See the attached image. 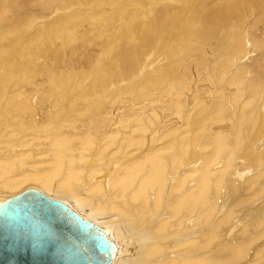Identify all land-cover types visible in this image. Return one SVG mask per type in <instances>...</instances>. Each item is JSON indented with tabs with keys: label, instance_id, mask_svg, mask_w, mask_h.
<instances>
[{
	"label": "bare ground",
	"instance_id": "obj_1",
	"mask_svg": "<svg viewBox=\"0 0 264 264\" xmlns=\"http://www.w3.org/2000/svg\"><path fill=\"white\" fill-rule=\"evenodd\" d=\"M12 1L10 0L9 3L12 4ZM43 1V5L39 6L38 9L43 11V13L45 12L44 14L46 15L48 14L46 11L51 6L47 5L51 3V0ZM113 1L110 0V3H113ZM130 1L132 3L131 5L129 4L130 7L129 5L127 7L131 8L132 14L134 12L135 14L127 25L122 20L117 19L116 15V19L122 22L119 23L118 21V23L124 25L123 27L119 25L116 30L112 28L113 31H108L107 36L103 29V35L105 36L99 31V34L103 36L104 43L102 45L107 44L106 42L111 41L113 38L115 47L117 45L122 46H119V50L110 52L114 56L113 59L118 58L121 61L122 70L124 68L125 71H133V68L137 67L140 61L139 58L144 61L149 60L150 53L147 56L144 54L152 47L155 49L157 37L166 35L168 32V21L171 18L176 22L181 18L184 21L185 29H182L184 34H186V38L184 36L179 37L176 40V44L173 43V45H176V51L181 50V52L186 47L184 50L188 51V56L184 58L180 56L181 58L178 57L166 62L164 65L168 68H165L168 71H165L166 73L164 72V74L158 70V75L161 77L158 78L164 83L158 87L164 88L160 92L150 87L149 90L146 88L149 92L147 94L143 92V95L139 98L133 100L125 99L126 101L123 99L125 106L122 102V109L126 111H121L122 113L126 112V114L121 117L122 113L119 111L120 115L114 129H108V124L114 115V110L111 108L114 106L108 107L109 109L105 108L104 111L100 112V107L104 109L105 105L103 107L99 106V113L94 118L84 120L85 122L82 123L79 132L70 134L60 132V134L53 137L51 135L50 137H39L38 135L36 138L41 140L39 142L42 145L45 146L47 141L45 150L42 153L44 159L48 158L46 162L42 161V163L28 165V158L32 152H26L27 150L23 148L18 150L13 143H1L0 209L3 206H6L4 210L12 209L13 207L10 206L9 200L27 190H36L50 199L59 200L78 214L82 220L93 222L88 219L91 218L103 227L102 229L93 222L102 230L109 242L110 264H239L247 257L249 247L253 242L245 241V235L253 234L255 230L264 228V208L259 216L245 214L249 209L254 208L257 202H263L264 206V171L260 169L262 172L256 173L261 167L262 160H264V135H260L259 125L261 123L259 122L258 113V101H261V97L264 98V0ZM108 2L107 0L106 3ZM23 3H27L25 5L28 6V9L38 7L40 4L37 3L35 6L34 0H24ZM19 6L22 7L21 4ZM20 7H17L14 3L12 4L10 16L12 20L21 19L24 16L18 10ZM40 10H37V15L39 13L42 14ZM50 10L52 11V9ZM123 11L125 12L126 10L124 9ZM92 12L93 15L95 11ZM105 12H107L106 9ZM142 12H145V14L142 15ZM130 14L129 17H131ZM251 14L254 19L249 23ZM119 17H122L121 14ZM126 18L124 20L128 19ZM107 22L102 26L104 29H109L106 27L110 26H117L115 23L112 25ZM52 24L50 23V26ZM94 24L97 25V23ZM94 24L93 27L95 26ZM41 25L43 26V23ZM98 25L101 26L103 24ZM88 27L90 26L88 25ZM84 28L86 29L85 26ZM123 31L124 34H122ZM66 37L69 38L68 35ZM188 37L191 39L190 41L187 39ZM68 38H66L65 42H67ZM91 39L88 38L89 41ZM52 40L50 41V49L54 47L51 46L54 41L55 43L57 42V40ZM163 40L161 39V42ZM165 40V42L163 41L164 43H169L166 38ZM119 41L121 44H118ZM65 42L63 41V43ZM164 43L159 44L161 46L158 47L153 59L156 58L157 60L160 54L163 53ZM124 44L125 46H123ZM55 47L51 52L49 50L50 55L54 58L58 55V48H61L58 46L56 51H54ZM222 51H224L223 55L221 54ZM47 58L44 57L42 59L47 60ZM106 61H108V57ZM141 63L143 64V62ZM113 64L114 62L112 63L111 61V72ZM142 64L140 66L143 68ZM160 69L164 70V68ZM113 70L116 72L117 67ZM122 70L120 72H123ZM120 72L115 74V76L119 75ZM43 73L46 74V72ZM123 74L122 76L129 77L127 76L129 73ZM130 75L132 76V73ZM99 76L101 78V75ZM4 77H7V75H4ZM109 77L106 75L104 80L108 79L110 81ZM0 79L3 80L1 77ZM114 79L113 83L116 82ZM95 80L97 81V79ZM100 80L103 79L101 78ZM214 80H217L220 86H213ZM262 80L263 83L261 82ZM3 81L2 84H7L3 83ZM105 81L103 83L101 81V85L108 82ZM225 82L226 85H224ZM240 82H245L244 87L239 86ZM90 83H93L92 80ZM95 83L99 86L98 81ZM108 83L105 85L110 86L111 84L108 85ZM97 85L95 84L93 87L99 88L100 86L98 87ZM107 86L104 87V90ZM152 86L154 85L152 84ZM231 88H234V93L232 94L231 92L232 96L230 97L228 90ZM139 89L140 91H138L141 92V88ZM242 90L243 92L246 91L243 98ZM190 91L192 93L195 91L193 100L195 99L203 106L206 105V109L209 108V113L207 114L211 116V123L206 132L201 129L202 126L197 127L190 121L188 113L185 116L182 113V103L184 101L181 103V97L191 93ZM45 92L48 91L45 90ZM95 92H97V89ZM247 95L249 96L247 97ZM92 96L93 93L90 97ZM106 96L109 97L108 94ZM88 99L86 98V100ZM189 99L187 98L188 101ZM207 99L210 100L211 104L213 103L212 108L208 105ZM33 103L28 98L21 105L12 104L14 109L10 108L8 118L2 112L3 116H0V138L11 131L12 126L19 129L25 122L24 118L34 123L36 122L34 116L38 111L45 113L43 111L45 106L43 102L39 106ZM110 103L111 106L114 104H112V100H110ZM186 106L188 107V105ZM26 108L28 110L27 114L21 117L20 112L23 113ZM81 111L83 112V109ZM116 111L118 112V110ZM166 112L171 113L174 117L176 116L181 120L180 123L184 125H182L183 131L179 135L180 140L175 144V147L179 144V153L170 158L169 155L175 141H169L163 147L159 146L153 150H148L151 147L148 145L150 141L146 140L147 121H144L145 118L148 120L151 115L153 117L156 115V117H161L162 119L164 116L162 117L161 114L166 115ZM231 120L237 122L236 132L233 131V128H230ZM246 120H250L253 123L252 125L258 134L255 135V129L252 127L253 147L249 154L243 153L244 150L241 152V155H246L248 158L246 166L252 167L250 169L246 168L248 170L238 171V165L244 160L239 152L241 148L245 149L250 143V141H242V138H245V134L241 125ZM152 121L149 123L154 125L155 122L153 121V124ZM182 132L184 133L183 135ZM99 134L106 135L107 140L104 143L106 147L104 149L101 148L103 150H100L97 157L95 158L94 156V159L97 162L103 161V168L101 167L102 163L100 166L98 163H91L92 161L88 160L89 153L94 148L93 145L95 146V141L98 140ZM147 139L150 140V137ZM162 139L164 138L162 137ZM151 140H153V137ZM27 141L24 142L27 143ZM34 141L36 140L34 139ZM111 145H115L113 146L115 150H112V152L110 147H108ZM196 146L198 151L193 152V148ZM33 147L36 150L39 148V146ZM260 149L261 151H259ZM97 151L99 150L96 149ZM117 155L123 156L121 162L114 160ZM128 155H131V157ZM177 169L182 172L178 176ZM102 175H105L104 178ZM233 175L237 176L235 178L238 179L237 182L239 184L243 181L241 191H246L247 193L245 194L246 196L237 195L238 198L235 201L232 200L234 203H229L230 205L228 206L224 202L227 198L224 188ZM236 190L237 187L234 188L235 192ZM48 194L55 195L57 198ZM224 197L226 198L223 200ZM59 198L69 201L80 212H84L83 210L86 208L89 209L88 218L79 214L71 205ZM114 220L119 222L121 220L125 230L129 233V238L132 239V246L137 250V256L135 255L136 257L131 260L124 257V254H127L132 249L127 239L114 223ZM151 227H154L153 231ZM136 228L138 230L139 228H144V230L136 231ZM260 235L264 236V230H262ZM256 238L257 236L255 235L254 239ZM176 240L177 243L175 242ZM172 243L174 246L169 248V244ZM257 262V264H264V259H260Z\"/></svg>",
	"mask_w": 264,
	"mask_h": 264
},
{
	"label": "rangeland",
	"instance_id": "obj_2",
	"mask_svg": "<svg viewBox=\"0 0 264 264\" xmlns=\"http://www.w3.org/2000/svg\"><path fill=\"white\" fill-rule=\"evenodd\" d=\"M18 1H19V3H18ZM20 1H21V3H20ZM23 1L22 0H15V1L11 2L12 4L13 3L16 4L17 7H20L19 5L21 4L22 7L18 8V10L24 14V16L21 19H17V20L13 19L12 20L10 17L11 13H12V10H11L12 4L9 3L10 0H0V77L3 80H5V81H3L0 79L1 80L0 90L3 89L0 92L1 93V95H0V97H1L0 98V116H3V114H4V116L6 118H8V111H10V108L12 110L14 109V106L12 104L16 103V104L21 105L22 102L28 98L30 101H33L36 104V106H39V104L41 102H43L45 105L44 108H46V109L43 108V111H45V113L43 114V113H40L39 111L37 112V108H36L37 113L34 116L36 119V122L31 123V122H29V120L24 118L25 122L23 123V125H21L19 127V129L22 127L20 130L18 128H16L15 126H12V128H11L12 130L9 131L4 137L0 138V144L1 143L3 144L4 142L10 143V144L13 143L14 146L16 148H18V150H20V148H23L24 150H27L26 152H29V153L32 152V153H30V156L28 158V163H29L28 165L42 163V161L43 162L48 161V158L44 159L42 157V153L45 150V146L47 145V141L45 142V146L42 145L39 142L41 140H37L38 138H36V137H38V135H39V137H45V136L50 137V135H51V137H53V136L60 134V132H63L64 134H70L72 132H79L81 127H82V123L85 122L84 120L94 118V116H96L99 113V111H98L99 106L103 107L105 105L106 106L103 107L104 109H101V107H100V112L104 111L105 108L107 109L108 107L114 106L113 108H115V109L111 108L112 110H114L113 111L114 115L112 116L113 118L110 121V123L108 124L109 130H111V128L114 129V127H116V121L118 120L119 115H120L119 111H121V110L126 111L125 109L124 110L122 109L123 105L121 103L123 102V99H124V101H126L128 99L133 100V99L139 98L141 95H143V92L145 94H147V92H149L148 90L150 89V87L155 88L156 91L160 92L164 88H161V87L158 88V87L164 83H162V81H160L159 78H161V77L158 75V72L161 71L162 74H164L165 71L166 72L168 71V70H166L168 68L165 67L164 64L166 62L173 60L175 58H178L180 56L183 58L188 56V51L184 50V49H186L185 46H184L185 48L183 49L184 51L182 50V52H181V50L176 51L175 49L177 47H176V45L175 46L173 45V43L176 44V42H177L176 40H178L179 37L184 36V38H186L185 37L186 34H184V30H183V29H185L184 21L181 18V19H178L179 20L178 22H176L175 20H173V18H171L168 21V32L166 33V35L164 37H163V35H161L160 37H157L156 38V47L154 46L155 49L152 47L150 50H148V52L146 54H144L145 56H147L148 53L152 54V56H150V54H149V57H150V58L148 57L149 60L144 61L143 59L141 60L139 58L140 61L138 63V59L136 60L138 65H137V67L133 68V71H125L124 68L122 70L121 61L118 58L113 59V57H114L113 54H110L111 51L119 50L120 45H117L115 47L114 46L115 43L113 42V38L111 41L106 42L107 44H105V45H102V44L104 43L103 42V36H105V35L107 36L108 31L109 32L113 31L112 28H114V30H116L119 25H122V24H119L121 21H119L117 19L122 20V22L124 24L126 23V25L128 22H130L132 20V17L135 14V12L132 14L131 8H129L131 3H132V1H130V0H114L113 3H110V0H108L109 4L106 3L107 0H83V1L82 0L81 1L80 0H59V1L58 0H54V1L51 0V3H49L47 6L51 5L50 9H52V11L49 9L48 11H46V13H48L46 15L44 14L45 12L43 13V11L38 9L39 6L43 5V3H44L43 0H34L35 6L37 3H40V4L38 5V7L36 6L37 8L33 7L32 9H28V6L25 5L27 3L24 4ZM89 2H92V3L89 4ZM17 3H18V5H17ZM107 4H108V6H107ZM128 5H129V7H127ZM105 9L107 12H105ZM124 9L126 10L125 11L126 13L123 11ZM37 10H40V12L42 14L39 13V15H37V13H38ZM88 11H89V13H88ZM92 11H95L93 15H92V13H93ZM90 12H91V14H90ZM99 12H100V14H99ZM248 12H250V11H248ZM120 14L122 17H119ZM129 14L131 17H129ZM144 14H145V12H142V15H144ZM41 15L43 16V18H41L42 17ZM95 15H96V17H95ZM182 15H184V14H182ZM36 16H38V17H36ZM115 16L117 17V19ZM251 16H250L251 18L249 17V19H250L249 23H251V20L253 21V19H254L252 14H251ZM91 17H93V18H91ZM125 17H127V18L129 17L128 19L126 18L128 21L124 20ZM105 20L108 21V22L106 21L107 23L110 22V24H112V25H114L113 23H115V25H117V26L106 27V28H109L110 30L104 29L102 26H104L106 24ZM118 21H119V23H118ZM49 22L51 24L53 22V24L50 26ZM42 23H43V26L41 25ZM82 23H84V24H82ZM94 23H97V25ZM44 24H45V26H44ZM93 24L95 25L94 27H93ZM98 24H103V25L100 26ZM88 25L90 27H88ZM72 26H73V28H72ZM80 26L81 27L83 26V27L81 28ZM84 26L86 27V29L84 28ZM123 26L124 25H122V27ZM45 29H46V31H45ZM102 29L104 30V33H106L105 35H103L104 33H103ZM59 30H61V31H59ZM75 31H76V33H74ZM99 31L102 32L101 34L103 36L101 34H99L100 33ZM169 31H170V33H169ZM93 34H94V36H93ZM122 34H124V31L122 32ZM67 35L69 36V38L66 37ZM117 35L120 37V35L118 33H117ZM117 35H114V36H117ZM53 37H55V38H53ZM52 38H53V40H57V42L55 43V41H54V44L51 46L55 47L58 45L61 47V48H58L59 49V50H57L58 55L55 58L52 57L49 53V50L51 52L52 49L54 48V47L52 49L49 48L50 43H51L50 41L52 40ZM56 38H58V39H56ZM64 38H65V40H64ZM66 38H68L67 42H65ZM72 38H74V39H72ZM88 38L89 39L94 38V39L93 40L91 39L92 41L91 40L89 41ZM165 38L167 39V41L169 43H164L166 41ZM161 39L162 40L164 39L165 41L163 40L164 42L163 41L161 42ZM187 39L189 41L191 40V39H189V37ZM46 40L48 41V43ZM63 41L65 43H63ZM86 41H87V43H86ZM81 43H83V44H81ZM119 43H120V41L118 42V44ZM163 43L165 45L164 48L162 47L163 53L162 54H160L161 52L159 53L160 57H158L157 60H156V58L153 59L154 55L156 54V52L158 50V47L161 46L159 44H163ZM190 45H192V44H190ZM90 46H92V47H90ZM123 46H125V44ZM57 47H55L54 51H56ZM120 47H122V46H120ZM46 48H47V50H46ZM167 51H169V52H167ZM46 52H48V53L46 54ZM175 52L176 53L179 52V53L176 54ZM219 52H220V50H219ZM223 53H224V51H222L221 54L223 55ZM39 55L42 58L48 57L47 58L48 61L46 59H42V58L40 59ZM107 57H108V61H106ZM104 59H106V60L104 61ZM111 61H112V63L114 62L113 69L117 67L116 72L112 69L113 73L111 72V69H110V66H111L110 62ZM141 62H143V64ZM105 63L107 64V66H105L106 65ZM141 64H142L143 68L140 66ZM161 64L163 67L161 66ZM39 66H40V68H39ZM48 66H50V67H48ZM120 66H121V68H120ZM160 68H164V70L162 71V69H160ZM47 70H49V71H47ZM72 70H73V72H72ZM121 70L123 72H120ZM43 72H46V74ZM118 72L121 73V78H120V73H119V75L115 76V74H117ZM84 73H86L87 75L86 74L84 75ZM123 73H125V74L129 73V74H127V76H129L130 78L126 77V76H122V75H124ZM130 73H132V76L130 75ZM4 75H7V77H4ZM10 75H11V77H10ZM99 75H101V78L103 80H100L101 78ZM106 75L110 76L109 77L110 81L108 79L106 80L109 83L104 80V79H106V78H104V77H106ZM84 76H86V77H84ZM113 76H115L116 79H114L115 77H113ZM117 77H118V79H117ZM79 78H82V79H79ZM93 79L94 80L97 79L100 87L97 85V83H95L97 81L96 80L94 81ZM113 79H114V81L116 80V82L113 83ZM78 80H80V81H78ZM91 80L93 83H90ZM118 80H119V82H117ZM2 81H3V83H7V84H2ZM101 81H102V83H103V81H105L106 83H108V85H110V84L111 85L107 86V85H105L106 84L105 82H104L105 84L101 85L102 84ZM142 81H144V82H142ZM261 82L263 83V80ZM92 84H94V85L96 84L99 88H96V86L93 87L94 85H92ZM152 84L154 86H152ZM244 84H245V82H240L239 86L244 87ZM87 85H89V86L87 87ZM91 85L94 88V90H93L94 92L97 89V92H95L96 94L92 91L93 88L91 87ZM212 85L218 87V86H220V83L217 80H214V83ZM224 85H226V82L224 83ZM106 86H107L108 90H107V88L104 90V87H106ZM213 86H211V88H213ZM4 87H5V89H4ZM88 88H91V89H88ZM100 88H102L101 91H99ZM139 88H141V92H139L140 91ZM146 88H148V90ZM144 89L147 91H145ZM45 90L48 92H45ZM63 92H65V93H63ZM102 92L104 94L107 93L109 97L106 96L107 94H105V96H104V94ZM190 92L191 93L185 94L181 97V103L184 101L182 103L183 104L182 113L184 116L187 115V113H188L190 116V121H192V123H194V125L197 127L202 126L201 129L204 132H206L207 128L209 129L210 123H211L210 122L211 116H210V114H207V113H209L208 112L209 108L206 109V105L203 106L202 104L197 102L195 99L193 100L195 91L193 93H192V91H190ZM228 92H229L228 95L231 97L232 94L234 93V88L229 89ZM231 92H232V94H230ZM92 93H93V96L90 97V95ZM244 93H246V91L243 92V90H242V98L245 97ZM58 94H60V95L58 96ZM88 96H89V99H88ZM188 96L193 101L190 100ZM248 96L249 95H247V97ZM57 97L59 98L58 101H57V99H58ZM101 97H102V99H101ZM212 97H213V95H212ZM86 98L88 100H86ZM187 98L189 99V101L187 100ZM114 99H116V100H114ZM90 100H92V101H90ZM95 100H96V102H95ZM110 100H112V104L114 103L112 106L110 105L111 104ZM59 101L61 102V105H60ZM4 103H5V106H4ZM94 103H97L98 105L94 104ZM207 103H209L208 105L210 106V108L213 107V103L211 104L210 100H208ZM120 104H121V106H120ZM123 104H124V102H123ZM10 105H11V107H10ZM186 105H188V107ZM124 106H125V104H124ZM55 107H58V108L55 109ZM81 109H83V112L81 111ZM116 110H118V112ZM27 111L28 110L26 108L23 113L20 112V116L23 117L24 115H26ZM49 111H50V113H49ZM122 111H121V113H122ZM2 112H3V114H2ZM258 113H259V122L261 123L259 125L260 135H264V98L263 97H261V101H258ZM125 114H126V112L122 113L121 117H124ZM115 116H116V118H115ZM154 116L155 117H153V115L149 116L148 120L146 118L144 119L145 122L147 121L146 122V127H147L146 140H148V142L150 141V143L148 145H149V147H151L148 150H153L154 148H157L159 146L163 147V146L167 145L169 143V141H175L174 146H173V148L170 152V155H169V158H170L173 155L179 153V149H178L179 144L176 147H175V144H177V142H179V140H180L179 135H181V131H183L182 129H183L184 125L182 123H180V121H181L180 119H178L176 116L174 117V115H171V113H167L166 115L161 114L162 117L164 116L162 119H161V117H156V115H154ZM152 119H154L153 121L155 122V124L153 123ZM149 120H151L154 125H151V123H149L151 121H149ZM8 121L10 122L9 119H8ZM111 122H112V124H111ZM252 124L253 123L250 120H246L241 125L242 131L244 132L245 138H246V139L242 138V141H246V142L250 141V143H249L248 147H246L245 149L241 148V150L239 152L240 156H242V159H244V160H243V162H241L238 165V171L239 170L240 171L248 170V169H250V167H252V166H246V160H248V158L246 157V155H241V152H243V150H244L243 153L249 154L251 151V148L253 147V143H252L253 140H252V135H251L252 127H253ZM25 125H28V126H25ZM111 126H113V127H111ZM131 126H133V125L131 124ZM26 128H28V129H26ZM230 128H233V131L236 132L237 122H235V120L234 121L231 120ZM148 129H149V131H148ZM22 130H23L24 135L22 133ZM24 131H26V132H24ZM28 132H31V133H28ZM176 132H177V134H176ZM183 134L184 133L182 132V135ZM256 134H258V132L255 129V135ZM173 135H175V136H173ZM100 136H102V137H100ZM151 136L153 137V140H151L152 139ZM149 137H150V140L147 139ZM162 137L164 139H162ZM176 138H178V139L176 140ZM34 139L36 141H34ZM105 140H107L106 135H103V134L100 135L99 134L98 140L95 141V146L93 145L94 148H92V150H91V152L93 151L94 153L93 152L89 153L88 160L92 161L91 163L95 162L101 166V163L103 161L97 162L94 159V156L96 158L97 154H99L101 148L104 149L106 147V145L104 144V143H106ZM155 140H157V141H155ZM24 141L25 142L27 141V143H25ZM29 141H31L33 143H30ZM22 142H24V143H22ZM22 145L23 146L25 145V146L23 147ZM33 146H39V148L37 147L38 149L36 150ZM41 146H43L44 148ZM113 146H115V145H113ZM113 146L112 145L108 146V147H110L111 152H112V150L113 151L115 150V148H113ZM29 147H30V149H28ZM33 149H35V150H33ZM96 149L99 150V151H97L98 153L96 152ZM110 151H109V153H110ZM196 151H198L197 146L193 148V152H196ZM259 151H261V149ZM92 156H93V158H91ZM128 156L131 157V155H128ZM115 157L117 159L118 158L119 159L117 160L115 158L114 160L119 161V162H121L123 159L122 155H117ZM124 157H125V155H124ZM90 158L93 159L94 161L91 160ZM120 165H121V163H120ZM260 166H259L260 167L259 171H256V173L260 172L261 170L264 171V160H262ZM101 167L102 168L104 167L103 163H102ZM246 168H248V169H246ZM176 171H178L177 176L179 175V173H182V172H179V169H177ZM238 171H236V172H238ZM110 172H112V170H110ZM102 176L104 178L105 175H102ZM263 176H264V174H263ZM235 177H237V176L233 175L229 181L230 183L228 182L224 188V191L227 193V194H225V196L227 198L224 197L223 200L226 198L224 200V202L228 206L230 205L229 203H231V204L234 203L236 198H238L237 195L246 196L245 194L247 193L246 191H243V192L241 191V189H242L241 185H242L243 181H241V183L239 184V182H237L238 179ZM234 180H235V182H234ZM231 187L233 188V190ZM235 187H237L236 192L234 191ZM228 193H229V197H228ZM49 196L57 198V197H55V195H52V194H50ZM231 196H232V198H231ZM62 197H65V196H62ZM59 199L67 202L69 205H71L74 208V206L69 201H66V200L61 199V198H59ZM232 200H234V201H232ZM256 206L254 208L249 209L247 211V213H245V214H247V215H253L254 214L256 216H259L261 210L264 208L263 202H257ZM74 209L79 214H81L82 216L88 218L87 213H88L89 209L86 208L85 210H83L84 212H80L76 208H74ZM88 219L95 222L96 224H98L103 229V227L96 220H93L91 218H88ZM114 223L118 227L121 234H123L124 237L127 239V242L129 244L130 248L133 250V251L127 250L128 251L127 254H124L125 259L131 260L133 257L137 256V252H136L137 250L134 249V247L132 246V241H131L132 239L129 238L130 237L129 233H128V231L125 230L124 225L121 222V220H120V222L118 220H114ZM144 226L146 227V225H144ZM152 229H154V227H151V230ZM140 230L143 231L144 228H139V230H138V228H136V231H140ZM262 230H264V228H260V230H255L253 232V234H251V233L246 234L245 235L246 237L244 236L245 241H249V242L253 241L254 243L253 242L251 243V246L249 247L248 254L246 255L247 257L244 258L242 260V262H240L239 264H257L258 263L257 261H259L260 259H264V236L262 237L260 235ZM257 233H259V234H257ZM255 235L257 236L256 239H254ZM175 242L177 243V240ZM169 245H170L169 248H172L174 246L173 243L169 244ZM261 250H262V252H261ZM256 255L257 256L260 255V256L257 257Z\"/></svg>",
	"mask_w": 264,
	"mask_h": 264
},
{
	"label": "water",
	"instance_id": "obj_3",
	"mask_svg": "<svg viewBox=\"0 0 264 264\" xmlns=\"http://www.w3.org/2000/svg\"><path fill=\"white\" fill-rule=\"evenodd\" d=\"M0 209V264H110L109 242L93 222L36 190Z\"/></svg>",
	"mask_w": 264,
	"mask_h": 264
}]
</instances>
